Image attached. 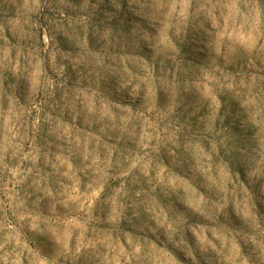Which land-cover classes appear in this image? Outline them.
Listing matches in <instances>:
<instances>
[{"label": "clouds", "instance_id": "obj_1", "mask_svg": "<svg viewBox=\"0 0 264 264\" xmlns=\"http://www.w3.org/2000/svg\"><path fill=\"white\" fill-rule=\"evenodd\" d=\"M0 264H264V0H0Z\"/></svg>", "mask_w": 264, "mask_h": 264}]
</instances>
